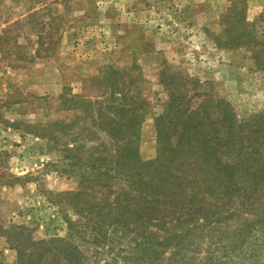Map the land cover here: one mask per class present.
Instances as JSON below:
<instances>
[{
	"label": "trees",
	"instance_id": "trees-1",
	"mask_svg": "<svg viewBox=\"0 0 264 264\" xmlns=\"http://www.w3.org/2000/svg\"><path fill=\"white\" fill-rule=\"evenodd\" d=\"M228 1L223 19L230 26L217 44L246 47L263 67L264 38L246 20L245 0ZM44 2L36 0L29 10L36 13ZM101 74L92 78L101 88L96 97L72 94L65 100L66 109L81 110L72 121L48 120L27 130L61 142L64 169L78 186L56 194L74 214H65L66 235L33 239L23 225L2 232L17 264H92L76 240L89 245L90 257L102 255V264H190L188 254H197L203 241L211 249L200 264H264V110L239 120L204 82L169 74L161 80L168 91L164 109L154 117L157 154L142 160L146 100L139 76L111 65ZM86 120L91 131L76 127ZM119 243L126 247L116 252Z\"/></svg>",
	"mask_w": 264,
	"mask_h": 264
},
{
	"label": "rangeland",
	"instance_id": "rangeland-1",
	"mask_svg": "<svg viewBox=\"0 0 264 264\" xmlns=\"http://www.w3.org/2000/svg\"><path fill=\"white\" fill-rule=\"evenodd\" d=\"M35 1L0 0L2 264H17L2 233L11 225L29 228L33 239L66 235L65 214H74L56 194L77 189V179L64 169L61 142L27 130L48 120L72 121L81 110L66 109L65 100L72 94H100L92 78H100L105 67L139 76L137 88L146 100L138 141L142 160L157 154L154 117L164 109L168 91L161 80L169 74L204 82L232 105L239 120L264 110V66L253 63L246 47L217 44L221 30L230 26L223 19L228 0H45L36 13L29 10ZM245 3L246 20L264 38V0ZM84 124L93 129L88 120L76 127ZM76 242L92 264H102V255L94 259L89 245ZM115 246L116 252L126 247ZM209 246L199 242L188 262L200 264ZM117 264L128 263L119 259Z\"/></svg>",
	"mask_w": 264,
	"mask_h": 264
}]
</instances>
